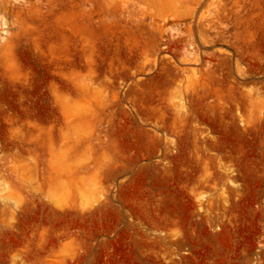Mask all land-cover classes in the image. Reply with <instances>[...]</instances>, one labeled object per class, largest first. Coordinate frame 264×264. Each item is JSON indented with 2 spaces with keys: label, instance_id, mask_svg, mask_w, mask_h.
I'll return each instance as SVG.
<instances>
[{
  "label": "rangeland",
  "instance_id": "obj_1",
  "mask_svg": "<svg viewBox=\"0 0 264 264\" xmlns=\"http://www.w3.org/2000/svg\"><path fill=\"white\" fill-rule=\"evenodd\" d=\"M0 264H264V0H0Z\"/></svg>",
  "mask_w": 264,
  "mask_h": 264
},
{
  "label": "bare ground",
  "instance_id": "obj_2",
  "mask_svg": "<svg viewBox=\"0 0 264 264\" xmlns=\"http://www.w3.org/2000/svg\"><path fill=\"white\" fill-rule=\"evenodd\" d=\"M166 8H167V7H166ZM169 13H170V11H169ZM165 14H166V13H165ZM165 14H164V15H165Z\"/></svg>",
  "mask_w": 264,
  "mask_h": 264
}]
</instances>
